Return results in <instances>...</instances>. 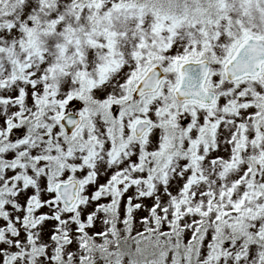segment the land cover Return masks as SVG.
I'll list each match as a JSON object with an SVG mask.
<instances>
[{"label":"snow or ice","instance_id":"obj_1","mask_svg":"<svg viewBox=\"0 0 264 264\" xmlns=\"http://www.w3.org/2000/svg\"><path fill=\"white\" fill-rule=\"evenodd\" d=\"M0 264H264V0H0Z\"/></svg>","mask_w":264,"mask_h":264}]
</instances>
